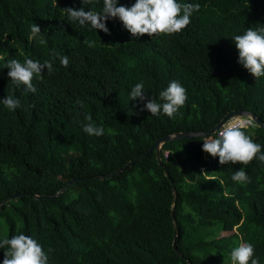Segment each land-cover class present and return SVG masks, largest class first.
I'll return each mask as SVG.
<instances>
[{"label":"trees","instance_id":"1","mask_svg":"<svg viewBox=\"0 0 264 264\" xmlns=\"http://www.w3.org/2000/svg\"><path fill=\"white\" fill-rule=\"evenodd\" d=\"M178 2L200 5L185 30L133 38L118 20L106 22L108 35L69 22L61 9L90 10L80 0H0V100H20L11 111L0 102V203L25 194L0 206V238L31 236L53 249L49 264H231L241 242L252 243L264 264V163L254 159L245 169L250 182H234L241 165L221 166L204 153L206 137L163 144L162 167L153 151L110 179L34 198L112 173L167 135L207 132L231 111L264 122V77L237 63L232 40L264 26V0ZM32 23L41 29L35 38ZM12 59L48 61L54 71L34 78L37 91L29 93L10 82L5 64ZM171 81L188 95L174 118L142 111L151 98L161 102ZM140 82L145 101H130ZM87 115L104 135L84 133ZM244 130L264 151V130Z\"/></svg>","mask_w":264,"mask_h":264},{"label":"clouds","instance_id":"2","mask_svg":"<svg viewBox=\"0 0 264 264\" xmlns=\"http://www.w3.org/2000/svg\"><path fill=\"white\" fill-rule=\"evenodd\" d=\"M82 5L90 6L85 11L84 7L77 10L75 7L61 9L67 15L69 22L80 27H89L91 30L110 34L106 26L109 20H118L123 28L133 37L143 36L160 37L180 34L191 23L194 12L199 11V4L180 3L178 0H135L131 7L118 6V0H80ZM100 11H94L97 6ZM30 38H35L41 33V29L35 23L30 26ZM235 48L238 52L237 63L240 64L254 78L264 77V26L249 27L241 35L233 37ZM46 43L44 39L39 41ZM88 47H94V41H84ZM55 57V53H53ZM60 65L67 68L69 58L67 55L59 57ZM9 71L7 76L15 87H23L26 92L35 93L37 88L33 85V79L43 76L46 69L48 74L54 71L53 64L45 61L25 59L20 62L12 59L5 64ZM143 82L135 84L129 93L130 101H145L146 92ZM161 102L149 99L144 104L143 110L155 117L164 115L174 118L175 114L186 104L188 100L187 90L178 82L171 81L167 88L159 93ZM0 102L8 110L20 107V100L12 95L4 97ZM86 124L83 131L89 136L100 137L104 135V127L97 126L91 115L85 116ZM250 118L241 119L238 123L224 125L214 137L203 139L202 151L213 158H218L221 166L231 163L241 165L238 171H234L231 179L239 184L250 182L245 171L246 167L254 160L264 163V151L259 143H255L244 129L252 126ZM0 250H3L2 264H49L50 253L53 249L45 251L36 239L23 233L0 238ZM231 264H260L255 257V248L252 243L241 242L230 253Z\"/></svg>","mask_w":264,"mask_h":264},{"label":"water","instance_id":"3","mask_svg":"<svg viewBox=\"0 0 264 264\" xmlns=\"http://www.w3.org/2000/svg\"><path fill=\"white\" fill-rule=\"evenodd\" d=\"M238 118H250L253 122L254 125H256L259 128H262L264 130V122L258 118L256 115H254L252 112L249 111H243V110H235V111H231L229 113H227L213 128H211L209 131L207 132H178L172 135H167L165 137H162L158 140H156L149 148L148 150L143 153L140 154L139 156H137L134 160L129 161L128 163H126L125 165H123L121 168L113 171L112 173H109L107 175H100V176H96L93 178H89V179H72L69 182H67L64 187H62V189L60 191H58L55 195H44V196H34L35 199L37 200H49V199H53L56 198L58 196H60L69 186L73 185L74 183H77L79 181H83V182H91V181H95V180H106V179H110L114 176H117L119 174L122 173V171H124L126 168L128 167H132L134 165L135 162L140 161L141 159H143L144 157H146L148 154H150L151 152L154 151L155 153V158L157 161V164L159 166H163L162 163V159H161V148L163 146V144L167 143V142H172V141H176V140H183V139H190V138H194V137H208L211 136L213 134H215L222 126H224L227 122L234 120V119H238ZM164 175L166 177H168V174L165 172ZM25 195L24 193H15L13 194L11 197L3 200L0 203V206L7 203L8 201L12 200V199H16L18 197H21ZM173 199H176L175 193H173ZM173 210V207H172ZM173 221V229H174V233L176 234L177 230L175 227V223H174V219L172 218ZM180 257H182L181 254H179Z\"/></svg>","mask_w":264,"mask_h":264},{"label":"built area","instance_id":"4","mask_svg":"<svg viewBox=\"0 0 264 264\" xmlns=\"http://www.w3.org/2000/svg\"><path fill=\"white\" fill-rule=\"evenodd\" d=\"M241 119H247V118H241ZM232 121H235V119H234V120H231V121H229V122H227L226 124H234ZM226 124H225V125H226ZM222 127H223V126H222ZM222 127H221V128H222ZM249 127H250V126H249ZM221 128H220V129H221ZM247 128H248V127H247ZM220 129H219V130H220ZM219 130H218V131H219ZM218 131H217V132H218ZM217 132H216V133H217ZM216 133H215V134H216ZM167 157H168V152H164V154H163V159L166 160Z\"/></svg>","mask_w":264,"mask_h":264},{"label":"bare ground","instance_id":"5","mask_svg":"<svg viewBox=\"0 0 264 264\" xmlns=\"http://www.w3.org/2000/svg\"><path fill=\"white\" fill-rule=\"evenodd\" d=\"M240 120H241V118H238L235 121H233V123H238Z\"/></svg>","mask_w":264,"mask_h":264},{"label":"rangeland","instance_id":"6","mask_svg":"<svg viewBox=\"0 0 264 264\" xmlns=\"http://www.w3.org/2000/svg\"><path fill=\"white\" fill-rule=\"evenodd\" d=\"M236 120V119H235ZM233 122V121H232Z\"/></svg>","mask_w":264,"mask_h":264}]
</instances>
